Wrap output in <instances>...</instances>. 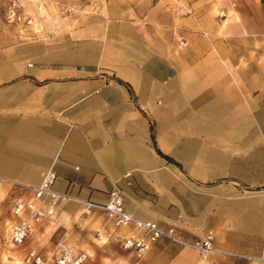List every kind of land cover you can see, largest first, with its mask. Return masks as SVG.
Returning <instances> with one entry per match:
<instances>
[{
	"label": "crops",
	"instance_id": "0c3cea01",
	"mask_svg": "<svg viewBox=\"0 0 264 264\" xmlns=\"http://www.w3.org/2000/svg\"><path fill=\"white\" fill-rule=\"evenodd\" d=\"M74 24L0 47V177L54 171V240L104 238L102 264H246L164 239L137 259L85 208L113 187L137 218L264 255V0H107Z\"/></svg>",
	"mask_w": 264,
	"mask_h": 264
},
{
	"label": "built area",
	"instance_id": "2783aa9c",
	"mask_svg": "<svg viewBox=\"0 0 264 264\" xmlns=\"http://www.w3.org/2000/svg\"><path fill=\"white\" fill-rule=\"evenodd\" d=\"M262 65L264 66V59ZM56 179L57 175L52 170L45 172L37 185L13 182L0 177V184L7 185L16 193L10 205L8 227L10 244L23 245L40 224L55 220L61 203L72 199L68 193L54 190ZM90 207L102 209L107 220L114 227L128 228L126 233L114 235V239L123 250L132 253L137 259L142 258L158 240L164 239L183 248L195 250L202 260H208L211 256H221L240 260L246 264H264L263 254H242L217 248L212 230L189 238L174 225L163 226L158 222L133 216L126 210L123 194L117 187L108 191L104 204L87 202L85 208ZM85 258L84 253L73 251L62 233L54 241V247L48 257L39 250L29 248L24 253L22 264H47L48 260H54L56 264H84Z\"/></svg>",
	"mask_w": 264,
	"mask_h": 264
},
{
	"label": "rangeland",
	"instance_id": "374dc122",
	"mask_svg": "<svg viewBox=\"0 0 264 264\" xmlns=\"http://www.w3.org/2000/svg\"><path fill=\"white\" fill-rule=\"evenodd\" d=\"M106 1L0 0V47L18 44L28 39L50 38L66 32L76 23L79 14L94 9ZM221 13L217 11V16H221ZM11 192L10 189L6 191L0 187V264H22L24 253L29 248L39 250L48 257L57 238L54 240L53 237L56 231L52 233L55 223L40 224L23 245L13 246L9 243L10 205L15 195ZM96 236L99 237L98 232ZM103 241L104 238L91 241L97 246L95 248L91 247L92 244L86 245V241H83L80 247L72 249L75 253L82 252L86 255L84 264H102L93 259L91 254L95 256L102 252ZM114 248L117 249V245H114ZM47 264L56 263L54 260H48Z\"/></svg>",
	"mask_w": 264,
	"mask_h": 264
},
{
	"label": "trees",
	"instance_id": "16d2710c",
	"mask_svg": "<svg viewBox=\"0 0 264 264\" xmlns=\"http://www.w3.org/2000/svg\"><path fill=\"white\" fill-rule=\"evenodd\" d=\"M152 140H153V146H154L156 152H157L160 156H162L163 158L167 159L169 162H173L172 159H170L169 157L163 155V154L157 149L156 144H155V141H154V137H153V135H152ZM173 163H175V162H173Z\"/></svg>",
	"mask_w": 264,
	"mask_h": 264
}]
</instances>
